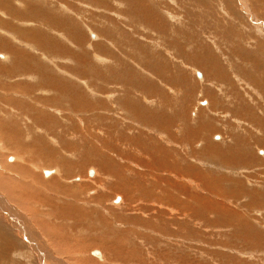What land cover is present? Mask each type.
<instances>
[{"label": "rangeland", "instance_id": "obj_1", "mask_svg": "<svg viewBox=\"0 0 264 264\" xmlns=\"http://www.w3.org/2000/svg\"><path fill=\"white\" fill-rule=\"evenodd\" d=\"M28 29L57 40L53 61L16 33ZM0 30V264H72L57 249L75 264H116L101 248L72 252L47 236L56 232L82 246L122 239L123 255L144 264H264V0H0ZM12 127L19 137L8 138ZM148 175L168 193L166 179L182 184L168 205L184 210L181 223L125 211L118 224L125 198L110 187L148 189ZM20 178L25 189L6 190Z\"/></svg>", "mask_w": 264, "mask_h": 264}, {"label": "bare ground", "instance_id": "obj_2", "mask_svg": "<svg viewBox=\"0 0 264 264\" xmlns=\"http://www.w3.org/2000/svg\"><path fill=\"white\" fill-rule=\"evenodd\" d=\"M5 2V4H6V1H4ZM7 2H9V1H7ZM135 2V1H134ZM244 2V1H243ZM24 3V2H23ZM9 4V3H8ZM7 5V4H6ZM143 5V4H142ZM8 6V5H7ZM10 6H12L11 4H10ZM31 6V5H30ZM35 7V6H34ZM7 8V7H6ZM37 8V7H36ZM36 8L34 9L33 7H32V9L31 10H33L34 9V11H36ZM1 9H2V7H1ZM17 9V8H16ZM5 10V9H4ZM10 10V9H9ZM29 11H30V9H29ZM6 12V11H5ZM44 13V12H43ZM50 13V12H49ZM21 16V15H20ZM40 17H42V16H40ZM54 17V16H53ZM24 18V17H23ZM152 19V18H151ZM257 19V18H256ZM52 21H53V19H52ZM47 24V23H46ZM57 24V23H56ZM59 24V23H58ZM245 24V23H244ZM8 25H9V22H8ZM258 26V25H257ZM44 29V28H43ZM257 29V28H256ZM6 30H8V29H6ZM12 32V31H11ZM13 32H15V31H13ZM16 33H18L17 35L18 36H20V38L21 39H23L25 42H28L29 44H31V45H35V47L36 46H40V45H42L43 47H45V49L47 50V56L49 57V54H53V55H56V50H57V40H53V38L51 37V36H49V35H46V33L44 32H42V31H39V30H31V29H28V30H25V31H23V33L22 32H20V31H17ZM2 34H5L4 33V31H2V30H0V35H2ZM10 34V33H9ZM8 34V31H6V35H9ZM15 34V33H14ZM53 35V34H52ZM16 36V35H15ZM18 36H16V37H18ZM0 37H3V35L2 36H0ZM87 37V36H86ZM4 38V37H3ZM15 38V37H14ZM54 38H56V37H54ZM72 39H73V37H71ZM76 38V39H75ZM73 40H75L76 41V44H80V42L79 41H81V39L79 38V34L76 36V37H74V39ZM241 42V41H240ZM13 44V43H12ZM28 45V44H27ZM30 45V46H31ZM6 46H7V50L9 51V55H10V51H12V52H14L11 48H14L13 46H14V44L13 45H11L7 40H6ZM5 46V47H6ZM96 47H98V45L96 46ZM6 49V48H5ZM11 49V50H10ZM13 54V53H12ZM11 54V55H12ZM58 54V53H57ZM7 55V54H6ZM20 56V55H19ZM7 57V56H6ZM54 57V56H53ZM96 57V56H95ZM14 58H15V56H14ZM17 58V57H16ZM29 58V57H28ZM50 58V61H53V60H51L52 58L51 57H49ZM78 58V57H77ZM100 58H101V56H100ZM31 58H29V60H30ZM104 59V58H103ZM106 60V59H105ZM104 60V61H105ZM49 61V60H48ZM28 62V61H27ZM24 64V63H23ZM27 65V64H26ZM28 65H30L29 63H28ZM32 66V65H31ZM36 66V65H35ZM40 66V65H39ZM39 66H37V67H39ZM3 67V66H2ZM54 67V66H53ZM23 68V67H22ZM24 68H27V67H24ZM23 68V69H24ZM33 68V67H32ZM40 68H41V66H40ZM31 69V68H30ZM34 69H36V68H34ZM33 69V73H35L36 72V74H37V72H38V70L37 71H35ZM42 70H43V68H42ZM1 71H2V69H1ZM6 71H7V69H6ZM29 71V70H28ZM32 71V70H31ZM31 71H29V72H31ZM21 72V71H20ZM40 72H42L41 70H40ZM2 73V72H1ZM44 75V74H43ZM50 75V74H49ZM30 76V75H29ZM32 76H33V74H32ZM36 76V75H35ZM51 76V75H50ZM217 76V75H216ZM52 77V76H51ZM39 78H40V76H39ZM203 78V77H202ZM51 80V79H50ZM55 80V79H54ZM47 81H48V79H47ZM52 81V80H51ZM58 83V82H57ZM212 83V82H211ZM41 84H42V82H41ZM40 84V85H41ZM214 85V84H213ZM11 86V84L10 85H8V84H6V95H8L9 93H12V91H13V87L11 88L10 87ZM58 85H56V87H57ZM39 87V86H38ZM50 87V86H49ZM52 87V86H51ZM3 87H1L0 86V90H4V88L2 89ZM18 88V87H17ZM53 88V87H52ZM52 88H50L51 90H52ZM58 89V88H57ZM60 89V88H59ZM68 89V88H67ZM62 90V89H61ZM31 91V90H30ZM44 92V91H43ZM56 92V91H55ZM61 92H63V90L61 91ZM65 93V92H64ZM71 93H72V91H71ZM34 95H35V93H34ZM56 95V94H55ZM65 95H66V93H65ZM71 95V94H70ZM83 95H84V93H83ZM9 96V95H8ZM33 96V95H32ZM67 96V95H66ZM73 96V95H72ZM72 96H70V97H67V98H71ZM75 96V95H74ZM30 97V96H29ZM11 98V97H10ZM39 98V97H38ZM38 98L35 96L34 97V99L36 100V101H38ZM75 99H76V97H74ZM73 98V99H74ZM13 99V98H12ZM54 98H52L51 100H53ZM51 100H50V102H51ZM70 102V101H69ZM26 103V102H25ZM38 103V102H37ZM36 103V104H37ZM31 104H33V103H31ZM53 104H55V102L53 103ZM33 105H35V104H33ZM47 105V104H46ZM50 106H49V112H47V118L49 119H54V114H52L51 112H52V108L51 107H53L51 104H49ZM48 106V105H47ZM46 106V107H47ZM22 107V106H21ZM31 107H33L32 105H31ZM34 108V107H33ZM32 108V109H33ZM99 109V108H98ZM130 109V108H129ZM36 111V110H35ZM76 112V111H75ZM36 113H38V111L36 112ZM41 113V112H40ZM34 114V113H33ZM20 115V114H19ZM18 114H14V116L15 117H17V118H19L20 116H19ZM184 116V115H183ZM33 117V116H32ZM29 118L31 119V117H30V115H29ZM44 118V117H43ZM85 118V117H84ZM35 119H36V123H37V121H39V120H41V116H40V114H39V116H36L35 117ZM46 120V119H45ZM52 120H50V121H52ZM44 120H42V122H43ZM31 124H32V122H31ZM44 124V123H43ZM49 124V123H48ZM47 123L45 124L46 126L48 125ZM37 125V124H36ZM56 125V124H55ZM16 126V125H15ZM44 126V125H43ZM42 126V127H43ZM49 126H51V125H49ZM48 126V127H49ZM6 127V126H5ZM36 127H38V126H36ZM55 127V126H54ZM39 128V127H38ZM47 127H45L44 129H46ZM49 129V128H48ZM54 129V128H53ZM14 130H16L14 127H12L11 129H8V133H9V135H8V138H9V136L10 137H19V134L16 132V131H14ZM43 130V129H42ZM50 130H51V128H50ZM3 131V130H2ZM37 131V130H36ZM44 131H47V130H44ZM109 131V130H108ZM29 132V131H28ZM48 132H50V131H48ZM5 133V132H4ZM7 133V134H8ZM48 136V135H47ZM160 137V136H159ZM131 143V142H130ZM34 145V144H33ZM32 146V145H31ZM33 147V146H32ZM40 150V149H39ZM158 153H159V151H158ZM141 154V153H140ZM151 154V153H150ZM144 155V154H143ZM153 155V154H152ZM137 157V156H136ZM147 157V156H146ZM140 158H141V156H140ZM108 160V159H107ZM132 162H135V161H133V160H131ZM136 164H137V166H141L143 169H146V170H148V171H150L151 169L150 168H152L151 166L152 165H155V163L154 164H152V163H147V161L146 162H143L142 160H137L136 159ZM152 161V160H151ZM168 161V159L165 161L164 160V162L166 163ZM14 162V161H13ZM16 163V162H15ZM135 164V165H136ZM167 164V163H166ZM170 164V163H169ZM168 164V165H169ZM171 165V164H170ZM117 166V165H116ZM167 166V165H166ZM117 167H119V166H117ZM125 167V166H124ZM154 167H158V166H154ZM163 167H165V166H163ZM173 167V166H172ZM171 167V168H172ZM18 168V167H17ZM16 168V169H17ZM170 168V167H169ZM20 169H21V167H20ZM115 169V168H114ZM113 169V170H114ZM153 169V168H152ZM168 168H166V170H167ZM25 170V169H24ZM23 170V171H24ZM165 169H163L162 171H164ZM182 170V169H181ZM9 171H11L12 172V169L11 170H9ZM21 171V170H20ZM89 171H91V170H89ZM89 171H84L83 170V172L81 171V175H85V178H87L88 176H87V174H88V172ZM141 171V170H140ZM148 171H142V172H148ZM161 171V170H160ZM170 171H171V169H170ZM172 171H173V169H172ZM179 171V170H178ZM14 172V171H13ZM47 172H50V171H46V172H44L43 174H46ZM52 172V171H51ZM50 172V175L52 174ZM105 172L106 173H108V174H110V173H113L112 171H108V170H105ZM121 172V171H120ZM152 172V171H151ZM175 172V171H174ZM181 171H179V173H180ZM92 173V172H91ZM95 173V172H94ZM96 173H98V172H96ZM95 173V174H96ZM125 173V172H124ZM181 173H183V172H181ZM186 172H184V174H185ZM8 174V173H7ZM25 174V173H24ZM99 174V173H98ZM114 174L117 176V177H121V176H119L118 175V171H117V173H115L114 172ZM121 174H122V172H121ZM175 174V173H174ZM173 174V175H174ZM49 175V176H50ZM138 175V174H137ZM176 175V174H175ZM179 175L180 174H177V176L176 177H179ZM190 175H192V173L190 174ZM194 175V174H193ZM8 176V175H7ZM14 176V175H13ZM25 176V175H24ZM48 176V175H47ZM123 176V175H122ZM148 176H150V178L152 177V178H156L155 176H152V175H148ZM201 176V175H200ZM19 177V176H18ZM31 177V176H30ZM109 177V176H108ZM112 177V176H111ZM138 177V176H137ZM4 178H5V176H4ZM8 178H10V177H8ZM45 178V177H44ZM50 178V177H49ZM146 178V177H145ZM168 178V177H167ZM196 178V177H195ZM16 179V178H15ZM21 180L23 179V178H20ZM88 179V178H87ZM111 179V178H110ZM5 180V179H4ZM20 180V183H16L17 184V186L16 185H14V184H9V185H6V190L9 188V189H11L12 191H13V193H17V192H19L20 191V189L21 188H24V187H26V186H28V184H26V183H24V181L22 180L21 181ZM90 180V179H89ZM93 180V179H92ZM114 180V179H113ZM127 180V179H126ZM156 181H155V183H151V185L148 187V189L146 188V189H143V187H140L139 185H137V186H135V187H133L130 183H129V181H128V183H126V181H125V184H123L122 183V185H121V182H119V184L118 183H116L117 185H114V187H110L111 188V190L115 193V194H119V193H121V194H123V196H124V198H125V206H123V207H121L120 208V210H121V212H120V210H119V214H116V221H122V219H121V216H126V214L128 213V212H133V213H136V212H138V211H140V212H142L144 215L145 214H148V215H146V216H148V217H154V215H155V218L156 219H158V217H160L161 218V216L163 217V218H166L167 216L168 217H170V218H168L169 220H176V222H179V223H181L182 222V217H179V216H182V215H185V213H184V210H180V209H178V208H175V207H171V206H168L172 201H176V200H179V199H181L179 196H180V194H181V192H182V188H183V186H182V184H180V183H175L174 181H172V180H168V179H166L165 180V182L168 184V187L170 188V190H169V193L167 192L168 191V188L166 187V185L164 186V187H166L165 189H163L161 186H162V184H161V181H164L163 179H161V178H156L155 179ZM161 180V181H160ZM195 180V179H194ZM5 181H7V180H5ZM193 181V180H192ZM102 182V181H101ZM101 182H99V181H97V182H95V184H101ZM132 182V181H131ZM136 182V181H135ZM7 183V182H6ZM11 183V182H10ZM12 183H13V180H12ZM47 184V183H46ZM138 184V183H137ZM161 186H160V185ZM184 184V183H183ZM51 185V184H50ZM92 185H94V182L93 181H91L89 184H86L85 185V189H91L92 188ZM141 185V184H140ZM144 185V184H143ZM146 185V184H145ZM159 185V186H158ZM215 185V184H214ZM147 186V185H146ZM82 187V186H81ZM127 187V188H126ZM150 187H152L151 189H150ZM101 188V187H100ZM155 188H157V189H161L164 193H165V195H162V196H159V195H156V192H155ZM25 189V188H24ZM206 189V188H205ZM146 190V191H145ZM99 191V190H98ZM159 191V190H158ZM172 191H174V193L176 192L177 193V196H175V195H173L172 194ZM76 192V191H75ZM146 192V193H145ZM163 192H161V193H163ZM7 193L9 194V196L12 194L11 192H8L7 191ZM153 194V195H152ZM160 194V193H159ZM21 195V194H20ZM218 195V194H217ZM27 196V195H26ZM182 196V195H181ZM222 196V195H221ZM2 197V196H1ZM20 197V196H19ZM117 197H119V196H117ZM15 198H17V197H15ZM137 199V201H136V199ZM72 199V198H71ZM118 199L120 200V198H117L115 201H114V203L115 204H117V201H118ZM145 199H148V201H150V203H151V201H154V203L153 204H155V203H158L157 205H158V208H156V210H157V214L155 213V212H152L153 210H152V208H154L153 207V205H151V204H149V205H151L152 206V208H150L149 207V205H147V204H145L144 206H142V207H138L139 209H133L132 207H135L134 206V204H135V202H138V201H145ZM16 200V199H15ZM178 202H180V201H178ZM109 203V202H108ZM174 203V202H173ZM33 204V203H32ZM110 204H112V201H111V203ZM144 204V203H143ZM28 206H29V204H28ZM95 206H96V204H95ZM106 206H107V204H106ZM140 206V205H139ZM161 206H165V207H168L167 209L168 210H165V212H162L161 211V209H162V207ZM118 207V206H117ZM137 207V206H136ZM178 207H180V206H178ZM1 208V207H0ZM28 208V207H27ZM30 208V207H29ZM113 208V207H112ZM119 208V207H118ZM15 209V208H14ZM65 209V208H64ZM78 207H76L75 205H71L70 206V208H68V206H67V211H70L71 212V214L73 215V212H72V210H74V212H75V214H76V217H78L79 215H78ZM155 209V208H154ZM9 210V209H8ZM11 210H13V208H11ZM88 210V209H87ZM115 210H117V209H115ZM246 210V209H245ZM20 211V210H19ZM63 211V210H62ZM113 211V210H112ZM111 211V212H112ZM127 213H126V212ZM179 211V213L177 214V212ZM14 212V211H13ZM109 212V211H108ZM16 213H17V211H16ZM62 213V212H61ZM64 213H66L65 211L63 212V214ZM83 213V212H82ZM89 213V212H88ZM115 213V212H114ZM117 213H118V211H117ZM124 213H126V214H124ZM182 213V214H181ZM22 214V213H21ZM121 214H123V215H121ZM150 214V215H149ZM179 214H181V215H179ZM9 215H10V217L11 218H13L14 220H16V227L17 228H21L22 230H23V232H26V230L27 229H30V230H32L31 228H32V226H30V224L28 225V223L26 222V221H28L27 219L25 220L24 219V223H22V222H20V221H17V219H15L14 218V213H12V212H10L9 211ZM20 215V214H19ZM67 215L68 214H66V218H67ZM88 215V214H87ZM114 215V214H113ZM165 215V216H164ZM23 216V215H22ZM25 216V215H24ZM59 216V215H58ZM57 216V217H58ZM68 216H70V215H68ZM74 216V215H73ZM138 216V215H137ZM26 217V216H25ZM76 217H74V218H76ZM24 218V217H23ZM36 218V217H35ZM38 218V217H37ZM61 218V217H60ZM100 218V217H99ZM135 218V217H134ZM137 218H139V217H137ZM162 218V219H163ZM184 218V217H183ZM13 219H11V220H13ZM127 219H128V216H127ZM131 219V218H130ZM155 219V220H156ZM37 220V219H36ZM73 220V219H72ZM145 220V219H144ZM147 220H150V218H148V219H146V222H147V224H151L150 222H148ZM154 220V219H153ZM159 220V219H158ZM110 221H111V218H110ZM138 221H141V218L140 219H138V220H136L135 222H137L138 223ZM117 222V223H118ZM130 222V220L127 222V223H129ZM161 222V221H160ZM30 223V222H29ZM105 223V222H104ZM158 223V222H157ZM13 224V223H12ZM118 224H121L120 222L118 223ZM140 224H142L141 222L139 223V225ZM32 225V224H31ZM41 225H43V226H46L47 224H42V222L39 224V227L41 226ZM50 225V224H49ZM143 225V224H142ZM144 225H145V223H144ZM25 227H26V229H25ZM29 227V228H28ZM31 227V228H30ZM47 227L48 226H46L45 227V229H47ZM54 227H55V225H54ZM62 227V226H61ZM61 227L59 228V230H61ZM152 227V226H151ZM152 228H154V229H156V227L155 226H153ZM34 229H36L35 228V226H34ZM49 229V228H48ZM29 230V231H30ZM43 230V229H42ZM58 229H57V231H59ZM110 230V229H109ZM28 231V230H27ZM45 231H47V230H45ZM122 231V230H121ZM129 231H132V230H129ZM150 231V230H149ZM40 232V231H39ZM35 233V232H34ZM34 233H32V234H34ZM124 233V232H123ZM133 233V232H132ZM22 234V233H21ZM28 234L29 235H27L28 236V239H29V241L28 242H30V244L34 247V248H40V245H39V241L36 239V237L33 235V236H31L30 234H31V232H28ZM38 234V233H37ZM43 234V233H42ZM131 234V233H130ZM39 235V234H38ZM41 235V234H40ZM111 235V234H110ZM128 235V234H127ZM26 236V237H27ZM47 236H49V237H52V238H54L56 241L57 240H59L60 241V239H61V241H66L67 243L66 244H62V245H66L68 248H70V247H72L71 245L73 244V245H75V246H77V248H72L71 250H72V252H82V253H84L85 251L84 250H88L89 248H101L102 249V251L103 252H105L106 253V255H107V258H108V262H114V263H116V264H144L145 263V261H144V258H143V256H142V258L140 259H138V258H136V256L135 255H123V253L122 252H124V251H121V247H123V244H121V240L122 239H118L117 240V238L116 239H111V240H115V241H104V239L102 238H98V240L96 239L92 244L90 243V242H88V244H85V246H82V241H73L72 239L74 238H70L69 237V235H65L64 233L63 234H61L60 232H56V233H53V234H51V235H49V234H47ZM125 236V235H124ZM129 236V235H128ZM44 237H46V236H44ZM116 237V236H115ZM126 237V236H125ZM41 238V237H40ZM137 239V238H136ZM93 241V240H92ZM118 241V242H117ZM86 242V241H85ZM126 242V241H125ZM142 242V241H141ZM72 243V244H71ZM79 243H81V244H79ZM41 244V243H40ZM48 245V244H47ZM124 245H125V243H124ZM127 245H128V243H127ZM126 245V246H127ZM42 246V245H41ZM126 246H124V247H126ZM9 248V247H8ZM33 248V249H34ZM44 248H47V246H45L44 245ZM50 248V247H49ZM48 248V249H49ZM132 248V247H131ZM130 248V249H131ZM136 248V247H135ZM127 249V248H126ZM129 249V250H130ZM40 250V249H39ZM50 250V249H49ZM51 250H52V248H51ZM128 250V251H129ZM132 250H133V248H132ZM135 251H137L136 249H134ZM41 251V250H40ZM127 251V252H128ZM42 253V252H41ZM40 253V254H41ZM54 254L56 253L57 255H60V256H66L65 257V259L67 258L72 264H75V262H74V260L71 258V257H69V253L70 252H61V251H59L58 249L56 250V252H53ZM94 253V256H96V258L97 257H99V258H102L103 257V255H102V257H100V252H97V251H95V252H92V254ZM131 253H133V251L131 252ZM43 254H44V252H43ZM81 254V253H80ZM79 254V255H80ZM124 254H125V252H124ZM134 254V253H133ZM138 254V253H137ZM42 255V254H41ZM45 255V254H44ZM82 255V254H81ZM85 255V254H84ZM141 255V254H140ZM47 256V255H46ZM50 256V255H49ZM77 256V255H76ZM146 256H147V254H146ZM38 257V256H37ZM42 257V256H41ZM52 257V256H51ZM139 257V256H138ZM141 257V256H140ZM99 258H97V259H99ZM49 259H52V258H49ZM58 259V258H57ZM62 259V258H61ZM64 259V260H65ZM88 259V258H87ZM43 260V259H42ZM47 260V259H46ZM45 260V261H46ZM54 260V259H53ZM44 261V260H43ZM63 261V260H62ZM81 260H79L78 262H80ZM89 261H91V260H87L86 261V263H88ZM50 262H52V261H50ZM77 261H76V264L78 263ZM82 262V261H81ZM83 262H84V260H83ZM47 263V262H46ZM45 263V264H46ZM42 264V263H41ZM54 264V263H53ZM61 264V263H60ZM95 264H97V263H95ZM99 264V263H98Z\"/></svg>", "mask_w": 264, "mask_h": 264}]
</instances>
